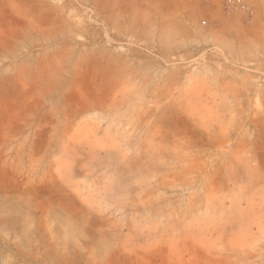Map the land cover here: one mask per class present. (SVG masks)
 Listing matches in <instances>:
<instances>
[{"label": "rangeland", "instance_id": "obj_1", "mask_svg": "<svg viewBox=\"0 0 264 264\" xmlns=\"http://www.w3.org/2000/svg\"><path fill=\"white\" fill-rule=\"evenodd\" d=\"M0 264H264V0H0Z\"/></svg>", "mask_w": 264, "mask_h": 264}, {"label": "crops", "instance_id": "obj_2", "mask_svg": "<svg viewBox=\"0 0 264 264\" xmlns=\"http://www.w3.org/2000/svg\"><path fill=\"white\" fill-rule=\"evenodd\" d=\"M5 3V2H4Z\"/></svg>", "mask_w": 264, "mask_h": 264}]
</instances>
